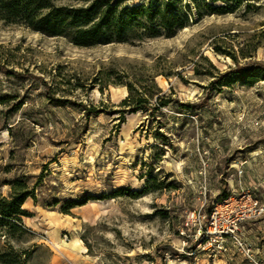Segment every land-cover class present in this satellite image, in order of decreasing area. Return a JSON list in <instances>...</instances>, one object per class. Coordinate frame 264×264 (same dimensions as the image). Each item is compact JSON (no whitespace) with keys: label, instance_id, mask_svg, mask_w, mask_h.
I'll use <instances>...</instances> for the list:
<instances>
[{"label":"rangeland","instance_id":"1","mask_svg":"<svg viewBox=\"0 0 264 264\" xmlns=\"http://www.w3.org/2000/svg\"><path fill=\"white\" fill-rule=\"evenodd\" d=\"M234 8L199 18L193 9L170 37L93 48L0 21V67L20 73L0 71V195L18 179L36 200L20 223H0V253L26 264H248L234 251L187 256L192 232L186 246L178 234L223 187L264 200V74L219 79L264 65V0ZM127 87L145 92L149 109L121 106ZM157 97L171 102L156 110ZM66 202L76 206L63 214ZM242 232L264 259V216Z\"/></svg>","mask_w":264,"mask_h":264},{"label":"trees","instance_id":"2","mask_svg":"<svg viewBox=\"0 0 264 264\" xmlns=\"http://www.w3.org/2000/svg\"><path fill=\"white\" fill-rule=\"evenodd\" d=\"M70 1H75L77 5H56L53 0H0V21L22 24L50 37H67L69 42L78 48H93L128 42L143 36L153 37L159 31H164L166 36L170 37L187 27L193 9L199 18L204 13L216 15L231 13L236 5L243 2V0H188L182 4V0H146L137 5H128L126 0ZM231 1L235 2L234 7L227 6ZM216 2L222 5L215 6ZM0 71L13 77L20 76V73L4 67H0ZM259 74H264V65L254 61L244 65L237 64L234 68L221 73L219 79H223L221 86L234 84L238 78H251L252 83L258 80ZM214 83L216 82L213 80L207 87L208 90H216L213 87ZM218 88L220 90L222 87ZM127 90L128 95L120 103L121 106L130 108L132 113L149 109V96L145 92L133 87H127ZM51 100L54 106H64L68 103L63 99ZM170 102L168 98L157 97L156 110ZM180 106L188 110L193 108ZM10 186L11 193L8 198L0 195V223L4 226L21 222L22 217L27 215L23 204L28 198L36 202L34 189L28 188L22 180L13 181ZM227 196L228 192L223 187L217 195V200ZM75 206L73 202H66L59 210L63 214H68ZM210 210L209 206L207 213ZM0 264L26 262L17 253L7 250L0 253Z\"/></svg>","mask_w":264,"mask_h":264},{"label":"built area","instance_id":"3","mask_svg":"<svg viewBox=\"0 0 264 264\" xmlns=\"http://www.w3.org/2000/svg\"><path fill=\"white\" fill-rule=\"evenodd\" d=\"M241 174L242 171L238 170ZM264 216V200L259 199L247 189L232 190L222 200H215L209 213L189 212L178 234L183 246L187 244L188 233L192 232L195 247L187 251V256H194L198 249H206L211 253L240 254L248 264H264L258 257V249L243 235L245 223L255 221Z\"/></svg>","mask_w":264,"mask_h":264},{"label":"crops","instance_id":"4","mask_svg":"<svg viewBox=\"0 0 264 264\" xmlns=\"http://www.w3.org/2000/svg\"><path fill=\"white\" fill-rule=\"evenodd\" d=\"M257 220L255 221H251V222H248V223H245L244 226H243V229H245V226H248V227H251L252 225H254V223L256 222ZM249 241V240H248ZM251 241V240H250ZM249 241V242H250ZM252 245H254V247H256L255 244L252 243V241L250 242ZM257 248V247H256ZM258 249V248H257ZM259 250V249H258Z\"/></svg>","mask_w":264,"mask_h":264}]
</instances>
